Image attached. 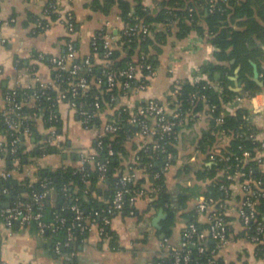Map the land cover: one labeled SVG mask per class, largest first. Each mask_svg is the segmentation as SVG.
I'll use <instances>...</instances> for the list:
<instances>
[{
    "label": "built area",
    "instance_id": "2783aa9c",
    "mask_svg": "<svg viewBox=\"0 0 264 264\" xmlns=\"http://www.w3.org/2000/svg\"><path fill=\"white\" fill-rule=\"evenodd\" d=\"M216 1L210 0V12L215 11ZM51 14L58 15L57 22L64 25L69 37L65 54L49 58L52 68L49 79L36 78L27 89L14 87L9 90L4 97L5 105L0 110V219L9 232L18 224L34 225L39 234L46 237L62 232L65 238L54 241V252L61 255L71 249V255L75 256L79 235H86L97 228L102 238L110 239V225L114 217L127 213L129 217H135L141 198L148 196L151 200L158 199L163 185L156 182L161 180V173L152 171V164L140 169L138 155L136 163L122 172L113 183L112 199L107 206L95 212L88 213L82 208L79 198H76L68 209L71 216L53 211L48 217L47 206L56 189L47 178L41 181L39 189L32 190L28 200L19 197L14 202L7 201L10 205L4 206L6 197L11 195V182L15 173L24 167L20 163L22 145L24 140L33 135L36 126V114L30 111L31 101L35 102L32 106L34 110H39L43 102L47 103L44 109L46 136L44 142L38 144L41 157L48 156L46 150L49 147L54 148L59 156L67 151L60 131L61 106L73 110L84 128L95 132L96 149L80 153L79 163L74 170V174H80L83 180L89 179L93 170L98 172L100 180L107 178L115 156L113 138L123 126L139 128L129 131L128 141L140 138L144 142L145 153L152 150L163 154L165 162L162 169L164 173L168 172L175 158L169 148L176 146L179 141V131L191 123L194 125L203 117L209 121L218 106L209 105L206 96L198 95H192V107L188 110L182 109L176 96L175 101L167 105L153 98L136 103V98L140 100V96L148 91L150 82L158 75V69L150 64L148 58L142 55L139 64L129 62L126 68L114 71L111 68V56L121 37L105 29L93 36L91 55L81 58L76 44L78 31L73 13L61 14L57 4L51 3L44 15L37 18L36 31L46 34L52 30L56 22L52 21ZM2 24L0 15V29ZM169 24L154 26L156 30L165 31ZM124 32L131 41H145L152 35L150 27L142 21L126 27ZM6 43L0 37V45ZM99 48L103 51V59L97 62L94 56ZM17 63L22 61L18 60ZM97 65L103 66V76L94 75ZM207 83L220 94L223 93L219 84ZM102 84L107 86L108 92L118 91L110 95L108 103L104 102V92L96 91L93 87L100 88ZM199 101L208 105L203 116L197 120L193 107ZM229 104L223 105V111L215 119L218 125L223 124L227 115L233 114L226 110ZM108 112L110 116L106 117ZM99 118L102 121L100 126L97 124ZM226 132L221 130V135L227 136ZM243 135L238 133L237 137ZM248 139L259 144L255 155L245 151L241 161L230 172L224 173L228 183L220 187L221 197L202 196L199 199L195 209L188 214L192 221L188 220L183 228L181 242L177 246L168 245L166 257L157 264H223L220 256L232 243L234 219L240 224V236L252 246L253 256L264 262V213L259 209L264 201V140L256 132L249 134ZM104 148L108 149V154L104 160H100L97 150ZM9 157L13 162L12 168L8 166ZM226 160H230V157ZM252 163L256 167L251 166ZM139 170H144L154 183L150 191L145 186L136 188V172ZM27 173L30 174V171ZM256 173H261V176L258 177ZM63 192L67 193V187Z\"/></svg>",
    "mask_w": 264,
    "mask_h": 264
},
{
    "label": "crops",
    "instance_id": "0c3cea01",
    "mask_svg": "<svg viewBox=\"0 0 264 264\" xmlns=\"http://www.w3.org/2000/svg\"><path fill=\"white\" fill-rule=\"evenodd\" d=\"M92 1L0 0V15L3 20L0 37L7 41L5 45H0V110L5 105L4 97L9 90L14 87L27 89L36 78L49 79L52 76L49 58L62 56L66 52L67 32L63 24L56 22L52 30L44 34L36 31V21L31 20L34 16H38V18L43 16L50 2L57 4L61 14L68 12L74 14L78 31L75 38L81 58L91 55V41L98 31L105 29L118 35L121 30L126 28L120 18V10L117 5L112 9L111 14L105 15L87 7ZM127 1L135 6L140 0ZM141 2L150 9L158 7L154 0H141ZM215 50V47L206 38L196 32H192L183 40H178L174 36L170 37L167 45L163 47L162 54L158 57L157 77L150 82L148 91L140 96V100L136 98V103L150 98L157 99L165 105L173 103L175 97L169 98L166 92L174 83H183L188 80L197 83L202 79L207 80L203 68L210 62H217L214 58ZM18 60L22 63H17ZM96 61L99 62L98 57H96ZM238 69L239 80H241V67H238L235 70V75L230 77L233 82L230 89L234 92L236 82L231 78L236 76ZM263 76L260 74L262 82H264ZM260 87H264V85ZM242 92H237L240 94L230 101L226 110L232 113L241 108L249 110V120L256 126L260 139L264 140V90L253 96L241 94ZM33 105L35 102L31 101V113L36 114L37 130L45 140V110L42 107L39 110H34ZM60 115V131L66 143V153L61 156L54 154L31 159L30 164L25 165L22 171L15 173L14 182L17 184L23 183L26 178H29L32 185L36 183L38 181L36 173L39 168L54 170L59 167L77 166L80 153L93 149L95 132L84 128L76 113L66 106L60 107ZM105 116H110L109 112ZM208 129L209 121L203 117L194 125L179 131L175 162L165 173V181L175 199L174 206L176 208L179 205V196L184 192V189L191 188L192 191L188 192L189 200L186 205L179 208L180 219L173 228L170 237H167L166 232L163 231L162 222L165 219L159 224L161 229L154 226V219L161 209L153 207L154 200L148 196L141 198L137 204L136 209L140 218L114 217L110 225V231L113 234L110 239L102 238L98 229L94 228L82 238L75 256L66 251L57 255L53 249V239L40 235L34 225L22 226L18 224L10 231V234L0 219V264H157L166 257L168 245H179L181 232L188 221L184 215L192 212L199 199L206 196L208 192L211 181H199L195 175L197 172L203 171L205 165L208 164L206 156L201 155L198 150L200 140ZM229 142V137L222 136L217 146L225 147ZM26 144L28 147L26 152L37 149L39 146V143L35 144V142H26ZM143 148L144 142L140 138L128 142L127 156L122 172L129 170L136 163V158ZM29 171L30 174L27 173ZM136 175L137 182L145 180L143 186L147 191L153 188L154 183L149 180L144 170L137 171ZM97 188L100 191H97L95 195L99 201L108 204L111 200L108 185L100 182ZM108 193L109 195H107ZM55 199L56 195L54 194L50 203ZM7 201L11 202L6 199L4 206H7ZM165 213L168 215L166 211ZM240 232V224L234 219L233 240L229 248L220 256L222 263L264 264L262 260L253 256L252 246L242 239Z\"/></svg>",
    "mask_w": 264,
    "mask_h": 264
},
{
    "label": "trees",
    "instance_id": "16d2710c",
    "mask_svg": "<svg viewBox=\"0 0 264 264\" xmlns=\"http://www.w3.org/2000/svg\"><path fill=\"white\" fill-rule=\"evenodd\" d=\"M154 1L158 6L154 9L143 5L141 0L135 6L127 0H93L87 7L109 15L117 5L120 10V18L126 27L142 21L151 29L152 35L145 41H131L125 35L124 30L119 32L121 38L111 56V68L114 71L126 68L129 62L139 64L142 55H145L150 64L155 69H158V57L162 54L163 47L167 45L169 38L172 36L178 40H183L192 32H196L203 38H206L215 47L214 58L217 62H210L203 68L207 80L202 79L197 83L188 80L180 85L174 83L166 93L169 98L176 96L183 110H188L192 107V95H198V97L206 96L209 105L218 106V110L213 113V118L209 120V129L204 132L198 145L200 154L206 156V163L210 165L206 164L204 170L197 172L195 175L199 181H211L206 196L221 197L220 187L228 183L225 177L226 172H230L241 161L245 151L250 152L254 156L256 148L259 147L257 142L248 139V135L252 132L258 133L255 125L248 121L250 116L249 110L241 108L235 113L227 115L221 125H218L215 119L223 111V105L240 94L230 89V85L233 83L230 77L235 75V70L238 67H241L240 79L244 81V88L241 94L253 96L264 90V87H260L252 80L254 74L252 63H256L260 74L264 75V0H217L214 12L209 11L210 0ZM53 2H50V4ZM37 18L38 16H34L31 20L34 22ZM51 19L57 22L58 15L51 14ZM166 23L170 24L165 31L156 30L154 26L155 24ZM68 40L69 37L66 35L65 42ZM91 52H93L92 49ZM102 55L103 51L99 48L94 56V60L96 57L99 60L103 59ZM233 61L234 63H232ZM102 67L101 65L96 66L94 71L95 76H103ZM143 72L147 73L146 70ZM217 74H221L222 76L219 81L216 80ZM207 82L219 84L223 89V93L220 94L214 88L209 87ZM93 87L96 91L100 90L104 92L105 103H108L112 93H118L117 90L108 92L105 84H102L100 88ZM207 105L199 101L193 107L197 120L203 116ZM46 106L47 103L43 102L42 108L45 109ZM26 110L29 111V108ZM101 123V118H99L97 122L98 126ZM192 125L193 123L189 124L188 127ZM122 128L115 138H113L112 144L115 156L112 158L109 173L105 180H100L96 170H93L92 176L89 179L83 180L80 174H74L77 166L59 167L54 170L39 168L36 173L38 181L33 183V185L29 178H26L21 184H17L12 180L11 195L6 197V199H9L11 202H14L19 197L23 200H28L32 190L39 189L41 181L47 178L52 181L56 189L55 201L47 206L48 217H51L53 211H61L66 216H71V212L68 209L76 198H79L82 208L88 213L105 208L107 204L100 202L97 195H95L97 191H100L97 185L100 182L107 184L112 199L113 183L122 173V169H124L123 163L127 156L129 131L139 130L135 126H123ZM221 130H226L227 137L230 138L229 144L225 147L217 146L218 141L222 138ZM33 131V135L24 140L21 148L22 156L20 157V163L23 166L30 164L31 159H39L42 154L38 147L26 152L28 148L26 142H35V144L44 142L43 136L37 130V126H35ZM238 133L244 134L243 137L238 138ZM93 148L96 149L95 142ZM176 149V146H171L169 151L175 156L177 153ZM46 154L54 155L56 152L54 148L49 147L46 150ZM97 154L100 160H104L108 154V149L97 150ZM138 155L140 156V160L138 161L140 169H145L147 165L152 164V171L161 173V180L156 183L162 184L163 189L159 192L158 199L152 202V206L156 209H164L168 213V217L162 222V225L163 231L166 232L167 237H170L173 228L180 219L179 208L186 205L189 200L188 192L192 191V189H184V192L179 196V205L176 208L174 206L175 199L166 185V174L162 169L165 156L163 154L159 155L152 150L145 153L144 149ZM213 157L215 160H212ZM227 157H230V160L227 161ZM174 162L175 159L172 163L174 164ZM12 163L9 157L8 166L10 168L13 167ZM251 166L256 167V164L252 163ZM90 167L92 168V165ZM190 172L191 170L189 169ZM256 175L260 177L261 173H256ZM144 181H138L136 188L142 187ZM65 187H67V195L63 192ZM64 207L65 210L63 211ZM259 209L264 213V201L259 206ZM139 215L138 210H136L135 217H139ZM123 216L127 217L129 215L127 213ZM184 217L189 222L192 221L188 215H184ZM111 235L113 234L111 233ZM84 237L85 235L78 236L75 250L78 249L79 243ZM51 238L53 241L63 239L65 238V234L61 232ZM71 251V249L66 250L69 253Z\"/></svg>",
    "mask_w": 264,
    "mask_h": 264
},
{
    "label": "water",
    "instance_id": "95a60500",
    "mask_svg": "<svg viewBox=\"0 0 264 264\" xmlns=\"http://www.w3.org/2000/svg\"><path fill=\"white\" fill-rule=\"evenodd\" d=\"M117 33V32H116ZM254 66V77H253V81H255L258 85L263 86L264 82H262L260 80V73L258 70V66L256 64L253 63ZM239 69L237 70V74L235 77L231 78L236 82V89L235 92H241L243 91V81L239 80V74H238ZM221 74H217L216 76V80L218 81L221 78ZM10 204H7V206H9ZM168 217V215L165 213L164 209H161L158 216L154 219V226L158 229H161V226L159 225L160 222L164 219H166Z\"/></svg>",
    "mask_w": 264,
    "mask_h": 264
}]
</instances>
